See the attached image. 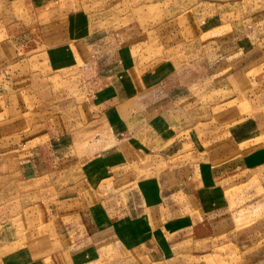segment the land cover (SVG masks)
<instances>
[{
  "label": "rangeland",
  "instance_id": "1",
  "mask_svg": "<svg viewBox=\"0 0 264 264\" xmlns=\"http://www.w3.org/2000/svg\"><path fill=\"white\" fill-rule=\"evenodd\" d=\"M82 44L85 55L91 57L95 50L98 57V79L94 82V66L76 62L83 55ZM108 60L112 65L105 63ZM104 64L107 68L102 67ZM109 68L119 71L116 78L110 79L117 89H123L131 77L139 81L140 74H152L149 85L153 86L162 79L168 89L178 82L185 89L181 93L193 98L194 107L188 111L192 122L200 123L197 134H203L201 122L222 124L227 111L240 102H246L243 108L249 112L245 115L251 113L264 120V0H0V205L9 197L18 198L20 192L12 188L17 178L10 172L17 162L11 155L22 148L20 145L39 142L28 140L32 136L50 138L47 142L56 149L61 148L56 142L68 146V153H57L67 155L61 161L60 156L55 159V170L60 172L53 174L54 197L59 196V189L66 190L81 177L82 172L72 165L82 160L77 149L97 138L112 145L115 140L109 136L92 99L95 89L108 82L103 70ZM185 125L181 126L190 127L186 120ZM257 142L261 147L264 137ZM132 144L133 152L136 148L156 152L160 145L167 144V139L151 128L133 137ZM133 152L138 162L126 168L132 169L130 178H118L121 172L99 173L101 176L95 178H108L100 189V199L120 195L132 207L139 204L141 195L155 193L156 165L149 155L143 158ZM113 176L117 180L113 181ZM159 177L161 180L162 174ZM240 178L251 181L242 189L241 185L231 184L230 178L229 184L226 180L227 206L217 212L221 213L218 221L195 226L193 229L206 237L198 239L194 249L181 244L178 252L182 249L180 253L185 255L178 256L175 264H264V204L258 206L253 201L255 192L264 195V169L240 173ZM142 180H147V185H141ZM114 186L121 188L116 192ZM30 191L25 187L21 195L32 196ZM21 207L16 205L12 217ZM1 220L0 225L4 223ZM36 222H5L18 232L11 245L2 248L0 242V257L26 242L38 257L54 252L67 241L48 226L32 231ZM108 225L95 224V240L107 241L95 264L153 263L139 250L129 248L128 243L113 240L108 231H103Z\"/></svg>",
  "mask_w": 264,
  "mask_h": 264
},
{
  "label": "crops",
  "instance_id": "2",
  "mask_svg": "<svg viewBox=\"0 0 264 264\" xmlns=\"http://www.w3.org/2000/svg\"><path fill=\"white\" fill-rule=\"evenodd\" d=\"M81 46L83 55L76 62L94 66V82L95 78L98 79V74L95 77V61L98 57H95V50L88 57L84 54L83 44ZM126 58L124 56V63ZM105 63L112 65L113 62L108 60ZM106 64L102 67L107 68ZM103 71L109 80L95 89L92 99L98 115L107 125L109 136L115 140L112 145L97 138L91 139L93 142L86 147L77 149L76 153L82 160L72 165L82 172L81 177L67 186L66 190L70 187L71 191L59 189V196L54 197L51 194V189H54L53 174L60 172V169L55 170V159L60 156L61 161L68 153L65 151L68 146L62 147V144L55 141L57 146H61L56 149L55 145L47 142L50 138L42 140L32 136L28 140L39 142L29 146L20 145L22 148L11 155L17 162L10 172L12 177L15 175L17 178L12 188L20 192L16 195L18 198L9 197L0 205V217L4 222L0 225L2 248L16 241L14 237L18 231L13 225L6 226L10 219H18L21 225L37 219L39 222L32 225V231L41 225L48 226L50 230L55 229L59 236L67 237V241L54 252L45 251L46 254L38 257L34 256L35 251L29 242L18 244L17 247L13 245L10 252L0 257V264H95L101 247L104 248L107 242L95 240V224L102 223H109L103 231H108L113 240H118L119 244L128 243L129 248L139 250L152 264H175L178 256L185 255L180 253L182 249L178 252L181 244L186 243L194 249L196 241L206 237L205 233L193 228L207 221H218L217 216L221 213L217 212L227 206L224 197L225 188H228V185L225 186L226 180L228 183L230 178L231 184L241 185L243 189L244 184L251 180L245 182L244 178H240V173L244 175L264 169V142L261 147L257 142L259 137H264V120L251 113L245 115L248 109L244 111L243 105L246 102H240L233 110L227 111L222 124L201 122L204 125L200 129L203 134H197L196 126L200 123L192 122L188 111L194 107L191 105L193 98L188 95L186 98V93H181L185 89L179 87L178 82H173L168 89L162 84L165 79L159 77L163 81L153 86L149 85L152 74H140L139 81L131 77L128 83L125 81L123 89H117L111 80L118 76L119 71L112 68ZM118 86L121 88V85ZM190 88L192 90L194 86ZM188 92H191L190 89ZM1 106L0 112L3 113ZM185 110L187 113L181 115ZM186 114L188 116L184 117ZM185 120L190 125L187 129L181 126L185 125ZM151 128L158 129L167 139V144L160 145L156 152L140 148L133 152L132 138ZM191 128H194L193 132ZM120 144L130 151L121 148ZM64 151L67 153L57 155ZM131 151L143 158L149 155L151 163L156 165L158 175L154 182L155 193L146 197L141 195L139 204L132 207L130 203L123 202L120 195L100 199V189L106 186L108 178H95L101 176L99 173L103 176L121 172L118 178L129 175L132 169L126 170L128 165L138 162ZM159 173L162 174L161 180ZM112 180H117V176H113ZM146 182L143 181L141 185H147ZM25 187L32 190V196L21 195ZM120 188L114 186L113 190L117 192ZM254 194V203L258 206L264 204V195L261 197L257 192ZM21 204L24 207L18 209L15 217H12L16 205ZM6 231L11 232L6 235Z\"/></svg>",
  "mask_w": 264,
  "mask_h": 264
}]
</instances>
